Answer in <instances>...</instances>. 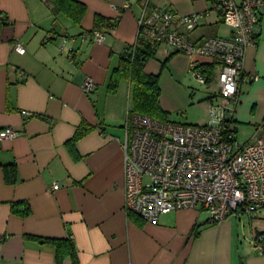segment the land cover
Returning <instances> with one entry per match:
<instances>
[{
  "label": "crops",
  "instance_id": "0c3cea01",
  "mask_svg": "<svg viewBox=\"0 0 264 264\" xmlns=\"http://www.w3.org/2000/svg\"><path fill=\"white\" fill-rule=\"evenodd\" d=\"M72 1L62 8L56 0H0L6 18L0 25V130H18L0 139V165L14 164L17 177L7 184L0 166V264H73L68 254L56 261L54 245L45 241L68 232L78 264H264V253L252 245L264 233V209L232 212L220 223L207 210L181 209L153 224L123 206L131 83L120 77L110 92L112 71L136 42L145 7L202 13L190 33L194 40L228 37L231 29L220 25L215 0ZM95 28L101 41H94ZM257 35L244 52L234 112L237 131L250 130L242 142L264 141V7ZM16 42L23 54L14 51ZM163 47H154L144 70L158 75L160 104L172 118L194 103L193 88L184 84L191 58ZM87 77L95 88L85 94L80 86ZM21 110L33 115L24 118ZM83 124L90 129L74 138ZM17 201L28 204L26 216L12 212Z\"/></svg>",
  "mask_w": 264,
  "mask_h": 264
},
{
  "label": "built area",
  "instance_id": "2783aa9c",
  "mask_svg": "<svg viewBox=\"0 0 264 264\" xmlns=\"http://www.w3.org/2000/svg\"><path fill=\"white\" fill-rule=\"evenodd\" d=\"M213 6L221 22L231 29L228 37L192 39L190 33L199 26L202 13L177 15L168 7H145L137 20V39L152 48H175L191 58L192 76L202 83L215 81L217 101L209 105L211 119L215 106L222 110L217 121L200 125L130 113L122 144L123 206L148 223H157L161 214L181 209L207 210L216 223L232 212L253 214L264 209V141L255 137L239 142L227 119L238 102L245 49L257 42L264 0H215ZM5 21L0 13V25ZM91 32L94 41L103 39L97 29ZM13 49L25 52L19 42ZM198 57L211 58L213 72L202 73ZM80 88L88 94L95 83L87 77ZM21 114L24 118L33 115L27 110ZM17 134L18 130L4 127L0 139ZM58 187V183L52 185ZM252 245L263 254L264 234L257 233Z\"/></svg>",
  "mask_w": 264,
  "mask_h": 264
},
{
  "label": "trees",
  "instance_id": "16d2710c",
  "mask_svg": "<svg viewBox=\"0 0 264 264\" xmlns=\"http://www.w3.org/2000/svg\"><path fill=\"white\" fill-rule=\"evenodd\" d=\"M56 3L63 8L67 3L68 4L75 3V1L56 0ZM83 9L84 8L81 7V11H83ZM100 20L101 19L98 18V21ZM152 56H154V48L150 47L148 43L137 39L133 45H129L126 47V51H124L120 55V60L117 67L114 68V70L112 71L111 78L109 81L110 92H114V90L117 87L118 79L120 77H127L131 83L130 107L128 108L127 119L130 113L134 112L161 121L170 120V115L168 111L162 108L160 104V89L158 86V75L147 73L144 70V65L146 60ZM214 68L215 65L213 63H209V64L200 63L198 67V69L202 73L207 72L208 74L213 72ZM210 77L211 75L209 76V78ZM216 98H217V93L215 92V93H211V95L208 96L206 100L210 101L209 103L213 104L214 103L213 101ZM234 112L233 115L227 117V119L229 121L228 123H230V128L234 133V138H237L236 137L237 126L234 124L235 123ZM89 129H90L89 125L83 124L77 129L74 138L80 137ZM0 166L3 169L4 181L7 184H14L17 180L15 165L1 164ZM10 206L12 212L18 216H26L30 211L28 204L24 201L12 202ZM45 241L54 245L56 249V253H55L56 261H60L63 256L68 254L73 259L72 261L73 264H78L74 256L73 241L71 239V235L69 232L67 233L66 238L46 239Z\"/></svg>",
  "mask_w": 264,
  "mask_h": 264
},
{
  "label": "rangeland",
  "instance_id": "374dc122",
  "mask_svg": "<svg viewBox=\"0 0 264 264\" xmlns=\"http://www.w3.org/2000/svg\"><path fill=\"white\" fill-rule=\"evenodd\" d=\"M222 27H228L225 24H220ZM164 48V47H163ZM185 85H189L193 88L194 95V103L190 104L186 108L182 109L179 112L173 113L170 121L181 122L186 124H204L209 123L213 119H211L209 115V101L201 100L196 101L197 99H202L205 97L207 93L214 92L217 89V85L215 81H211L208 83H202L197 78L192 76L191 73L188 74L187 81L184 83ZM217 99V98H216ZM216 99H214V104H216ZM214 112V122L222 117V110L215 106L213 108ZM250 130L239 129L236 133L237 140L242 142L243 140L249 139Z\"/></svg>",
  "mask_w": 264,
  "mask_h": 264
}]
</instances>
